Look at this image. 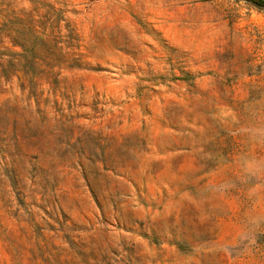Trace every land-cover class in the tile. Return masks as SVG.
<instances>
[{
	"label": "rangeland",
	"instance_id": "rangeland-1",
	"mask_svg": "<svg viewBox=\"0 0 264 264\" xmlns=\"http://www.w3.org/2000/svg\"><path fill=\"white\" fill-rule=\"evenodd\" d=\"M0 264H264V8L0 0Z\"/></svg>",
	"mask_w": 264,
	"mask_h": 264
},
{
	"label": "trees",
	"instance_id": "trees-1",
	"mask_svg": "<svg viewBox=\"0 0 264 264\" xmlns=\"http://www.w3.org/2000/svg\"><path fill=\"white\" fill-rule=\"evenodd\" d=\"M246 1L253 3L258 7L264 8V0H246Z\"/></svg>",
	"mask_w": 264,
	"mask_h": 264
}]
</instances>
